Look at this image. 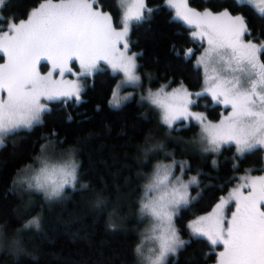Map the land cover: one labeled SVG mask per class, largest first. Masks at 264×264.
Returning <instances> with one entry per match:
<instances>
[{
	"label": "snow or ice",
	"instance_id": "snow-or-ice-1",
	"mask_svg": "<svg viewBox=\"0 0 264 264\" xmlns=\"http://www.w3.org/2000/svg\"><path fill=\"white\" fill-rule=\"evenodd\" d=\"M4 2L0 0V5ZM166 2L175 10V18L188 26L190 38L201 45L199 54L188 48L186 56L202 70V90L193 92L181 83L165 91V85L155 92L149 90L141 99L160 110L161 122L169 132L174 126L183 127L185 121L198 125V138L192 143H204L205 152L219 153L225 145H232L235 161L257 148L264 150V38H253L241 14L199 11L189 6V0ZM260 5L264 13V0ZM153 11L147 0H132L122 12V21L114 24L99 0H43L26 20L0 28V60L6 57V62L0 63V134L42 124L43 115L51 112L48 102L79 101L86 88L80 81L105 66L114 74L122 73L125 83H139L138 54H129L130 26L143 22L145 13L150 16ZM42 62H46L43 72ZM66 74L75 78L65 79ZM120 89L118 84L112 93L110 103L114 107L130 99L121 96ZM202 96L222 105L227 114L213 122L205 112L195 111L198 100L194 97ZM46 148L42 146V155L36 157L39 169H32L34 174L30 175L29 165L13 184L27 181L30 188L43 189L46 198H59L66 185L75 187L79 165L72 152L61 162L50 164L44 154ZM237 179L240 183L227 196L219 197L207 214L193 219L187 228L190 237H204L213 251L222 245L218 264H264V175L246 174ZM197 184V177L185 182L173 176L171 164L155 166L140 209L155 220L152 231L160 229L156 237L159 251L152 264H166L170 255L178 256L179 250L191 243V238H181L174 218L182 207L191 204L189 187ZM32 225L40 227L39 217L24 227ZM3 239L0 226V243ZM11 244L19 248L20 240L14 239Z\"/></svg>",
	"mask_w": 264,
	"mask_h": 264
},
{
	"label": "trees",
	"instance_id": "trees-1",
	"mask_svg": "<svg viewBox=\"0 0 264 264\" xmlns=\"http://www.w3.org/2000/svg\"><path fill=\"white\" fill-rule=\"evenodd\" d=\"M120 1L99 0V6L111 13L115 24L121 22ZM41 2L8 0L1 8L0 28L26 19ZM147 5L154 11L150 16L146 13L143 22L133 24L129 38L131 52L138 54L140 71L151 77L149 81L154 79V84L183 83L193 92L201 90L202 70L186 56L188 48L199 54L201 45L190 38L185 24L174 19L166 0H147ZM190 5L199 11L241 14L253 38H264V13L248 3L190 0ZM42 69L46 70L44 64ZM119 78L106 67L99 70L87 78L79 102H51V112L44 114L42 124L6 139L0 149V226L14 233L28 220L39 217L41 229L29 233L22 251H0V264H138L134 249L143 241L138 219L142 184L156 162L171 158L188 160L189 174L198 175L200 182L192 188L191 204L176 217L181 238H191V243L167 264L218 261L221 246L213 251L206 239L190 237L187 225L207 214L236 184L238 175L262 174L263 150L255 149L234 161V146L216 154L192 143L200 131L194 122L169 132L155 107L137 100L112 107L110 101ZM209 100L207 96L199 97L194 109L218 121L226 110ZM46 144L74 153L79 165L76 187L67 188L56 202H48L41 192L29 199L13 184L22 170L37 163L36 157ZM215 157L217 165L213 164ZM234 163L239 166L234 167ZM85 184L87 188L81 187Z\"/></svg>",
	"mask_w": 264,
	"mask_h": 264
},
{
	"label": "rangeland",
	"instance_id": "rangeland-1",
	"mask_svg": "<svg viewBox=\"0 0 264 264\" xmlns=\"http://www.w3.org/2000/svg\"><path fill=\"white\" fill-rule=\"evenodd\" d=\"M8 0H5V2H7ZM237 1H239L240 3H248V4H250V5H252L258 12H260V0H251V2H250V0H237ZM4 2V3H5ZM54 3H58L59 1H53ZM132 2V0H124V2L123 3H121V1H120V4H121V9H122V12H123V10L130 4ZM4 3L2 4V5H0V16H1V8H2V6L4 5ZM166 5H167V2H166ZM168 6V5H167ZM189 6L191 7V5H190V0H189ZM38 7V6H37ZM36 7V8H37ZM172 11H173V13H174V19H176V20H178V21H180V22H182L181 20H179V19H177V18H175V10L173 9V8H171L170 6H168ZM35 8V9H36ZM34 10V9H33ZM261 13V12H260ZM145 16H146V13H145ZM28 18V17H27ZM26 18V19H27ZM26 19H24V20H26ZM121 21H122V17H121ZM15 21H11V22H9L8 24H7V26L4 28V29H7L8 27H9V25L11 24V23H14ZM19 22V21H18ZM18 22H15V23H18ZM113 22H114V19H113ZM135 23H137V22H133V24H135ZM183 23V22H182ZM115 24V23H114ZM184 24V23H183ZM133 26V25H132ZM132 26H130V32H131V28H132ZM188 27V26H187ZM132 52H131V50L129 49V54H131ZM0 55H2V54H0ZM4 62H6V57H5V59L4 60H0V63H4ZM46 62H42V64H45ZM137 65H138V68H137V74L141 77V79H140V82L139 83H136V84H129V83H125L124 82V77H123V74L122 73H115L116 75H119L120 76V78H119V81L117 82V85L119 84V85H121V89H120V95L121 96H128V97H130V99H128V100H125V101H122L121 102V105L119 106V107H121V106H123L124 104H126V103H128V102H130V101H132V100H137L138 102H140V103H143V104H146L147 106H150V107H155L154 105H151L150 104V102L148 101V100H146V99H144V100H142L141 99V97H146L147 95H148V91L149 90H151V91H153V92H155V91H158L161 87H164L165 85H167V87L165 88V91H171L172 90V88H178V87H180V85H171L170 83H159V84H154V79H152V81H149L150 79H151V77L150 76H147V77H145L144 75H143V72H141L140 71V69H139V61H138V58H137ZM106 68H108L110 71H111V69L109 68V67H107V66H105ZM105 67H103V68H101V69H104ZM100 69V70H101ZM41 70H42V72H43V69H42V67H41ZM222 71H223V68L221 69ZM112 72V71H111ZM113 73V72H112ZM114 74V73H113ZM225 74H227V73H225ZM75 77H73L71 74H66V76H65V79H74ZM92 78V77H91ZM86 81H87V78H85V79H82L81 81H80V83H82V84H84V85H86ZM185 86V85H184ZM115 90V89H114ZM202 90V89H201ZM201 90H199V91H201ZM196 92V91H195ZM82 93H83V91H82ZM82 93H81V97H82ZM199 98V97H198ZM198 98L197 97H194V99H197L198 100ZM71 100V99H70ZM72 100H74V101H76V102H79V101H77V100H75V99H72ZM51 102H56V101H51ZM51 102H48V104H49V107L51 108V106H50V103ZM215 104V103H214ZM110 105H111V103H110ZM217 105V104H216ZM112 106V105H111ZM220 106H222V105H220ZM112 107H114V106H112ZM119 107H115V108H119ZM223 107V106H222ZM156 108V107H155ZM157 109V108H156ZM158 110V112H159V118H160V116H161V113H160V110L159 109H157ZM195 110V109H194ZM223 110H226L224 107H223ZM227 114V110H226V112H223V115H226ZM222 115V116H223ZM44 116V115H43ZM222 118V117H221ZM160 120H161V118H160ZM215 122H218V121H215ZM184 124L185 125H189L190 123L188 122V121H185L184 122ZM37 124H35L34 126H36ZM33 126V127H34ZM166 126V125H165ZM32 127V128H33ZM167 127V126H166ZM175 127V126H174ZM21 130H30V129H25V128H21V129H19V130H15V131H13V132H10V133H6V134H0V135H2L3 136V144L2 145H0V149L5 145V143H6V139L8 138V136L9 135H11V134H13V133H15V132H17V131H21ZM195 138H198V136H196ZM196 145H202V147L204 148L205 147V144L204 143H195ZM44 146H47V148H46V151H45V155L48 157V160H49V163L50 164H56V163H58V162H61L62 161V158L63 157H65L66 155H67V153H69L70 151H63V150H61L60 148H58V146L56 145V144H46V145H44ZM229 146H232V145H225L223 148H225V147H229ZM222 148V149H223ZM221 149V150H222ZM257 149H260V148H257ZM263 152H264V150H263ZM216 154H218V153H216ZM42 155V149H41V154L39 155V156H41ZM73 155H74V159H75V161H76V163H78V161H77V159H76V156H75V154L73 153ZM213 161H215L216 163H215V165H217V158L215 157L214 159H213ZM160 163H163V164H171V165H173V176H180L181 177V179H183L185 182H187V181H189L190 179H191V177L192 176H196L197 177V181H198V184L197 185H199V182H200V179H199V176L198 175H193V174H189V172H188V169H189V161L188 160H178V159H175V158H171V159H167V161L166 162H160ZM159 162H156L155 164H154V166H153V168H152V170H151V172L146 176V179H145V182H143V184H142V198H141V201H140V204H141V206H142V203L143 202H145V200H146V197L144 196V192H145V185L148 183V179H149V177H150V175L153 173V171H154V169H155V166L157 165V164H160ZM41 165H40V162L37 160V163L35 164V165H32L31 166V169H28V167L27 168H25V169H28V171H29V174L31 175V174H34L33 172H32V169H39V167H40ZM22 174V173H21ZM246 174H251V173H245V174H241V175H238V177H240V176H244V175H246ZM78 175H79V173H78V169H77V181L75 182V187H76V184H77V182H78ZM251 175H253V174H251ZM260 175H264V172L262 173V174H260ZM238 183H240V181L239 180H237V182H236V184H238ZM236 184L233 186V187H235L236 186ZM197 185H190V187H189V192H190V197H192L191 196V192H192V188L193 187H196ZM17 186H18V188L21 190V192L23 193V194H25V195H27V196H29V199H31V196L32 195H36L35 193L36 192H41V191H36V190H25V187L24 186H22V185H19V184H17ZM75 187H73V186H71V185H66L65 186V189H64V192H65V190L67 189V188H71V189H74ZM233 187H231V189L233 188ZM230 189V190H231ZM229 190V191H230ZM64 192H63V194H62V196L61 197H59V198H54V199H52V200H49V199H47L46 197H45V195L43 194V192H41L42 194H43V196L48 200V202H56V201H58V200H60L62 197H63V195H64ZM228 193V192H227ZM227 193L224 195V196H227ZM149 195H151V193H149ZM193 200V199H192ZM187 207V206H186ZM183 208H185V207H182V209ZM181 209V210H182ZM139 222L141 223V226H142V228H141V232L140 233H142L141 235H142V239L146 236V235H148V230H150L151 228H152V226L154 225V223H155V220L150 216V215H148L147 213H142L141 211L139 212ZM205 215V214H204ZM174 223H175V225H176V218H174ZM191 223V222H190ZM177 227V226H176ZM40 229H41V223H40V228H39V230H37L36 228H34V227H29V228H25L24 226L23 227H21V229H19L18 231H16V232H14V233H8V232H6L5 230H2L3 231V234H4V239H3V242L2 243H0V251H2L3 249H9V250H11V251H14V252H20V251H22L23 250V245H24V243H25V241H26V239L28 238V235H29V233H31L32 231L33 232H37V231H40ZM197 237H199V236H197ZM201 238H204V237H201ZM14 239H19L20 240V247L19 248H17V247H14L12 244H11V241L12 240H14ZM205 239V238H204ZM185 240V239H184ZM182 249V248H181ZM221 250H223V247H222V245H221ZM220 250V251H221ZM180 251V250H179ZM171 257H173V256H169L168 258H167V262H166V264L168 263V261L170 260V258ZM215 264H218V261L215 263Z\"/></svg>",
	"mask_w": 264,
	"mask_h": 264
},
{
	"label": "clouds",
	"instance_id": "clouds-1",
	"mask_svg": "<svg viewBox=\"0 0 264 264\" xmlns=\"http://www.w3.org/2000/svg\"><path fill=\"white\" fill-rule=\"evenodd\" d=\"M192 177H196V176H192ZM32 183H33V185H35L36 182L33 181ZM22 186L25 187V190L41 191V192H43V194L46 197V193H45V191L43 189H38L35 186L30 188L28 186V182L27 181H25L22 184ZM47 199H49V198H47ZM52 199H54V198H50L49 200H52ZM33 219L34 218L28 220L25 223V225H28L29 221H32ZM30 227H34L37 230H39V228H40V227L39 228L35 227V225H32ZM109 227L110 228H114V225H109ZM159 232H160L159 228H157L155 232H153L152 228H151L150 230H148V235H146L143 238V241L135 247L134 253L136 255L138 264H152L153 260H155L156 255L158 254V251H159L160 241L156 238L159 235ZM137 249H139V251H137Z\"/></svg>",
	"mask_w": 264,
	"mask_h": 264
}]
</instances>
